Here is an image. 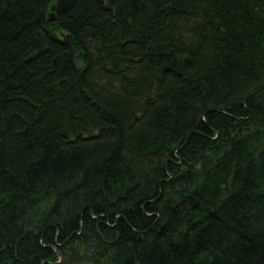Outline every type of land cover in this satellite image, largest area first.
Wrapping results in <instances>:
<instances>
[{"label":"trees","instance_id":"obj_1","mask_svg":"<svg viewBox=\"0 0 264 264\" xmlns=\"http://www.w3.org/2000/svg\"><path fill=\"white\" fill-rule=\"evenodd\" d=\"M0 264H264V0H0Z\"/></svg>","mask_w":264,"mask_h":264},{"label":"water","instance_id":"obj_2","mask_svg":"<svg viewBox=\"0 0 264 264\" xmlns=\"http://www.w3.org/2000/svg\"><path fill=\"white\" fill-rule=\"evenodd\" d=\"M54 9H55V7H52V11H54ZM55 20H56V17H55L54 14H52V15H51V18H50V21H55ZM65 38L68 39L69 36H66Z\"/></svg>","mask_w":264,"mask_h":264}]
</instances>
